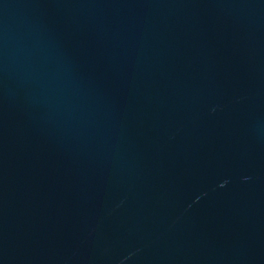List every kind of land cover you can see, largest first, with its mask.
<instances>
[{
    "label": "water",
    "instance_id": "95a60500",
    "mask_svg": "<svg viewBox=\"0 0 264 264\" xmlns=\"http://www.w3.org/2000/svg\"><path fill=\"white\" fill-rule=\"evenodd\" d=\"M0 264H264V0H0Z\"/></svg>",
    "mask_w": 264,
    "mask_h": 264
}]
</instances>
